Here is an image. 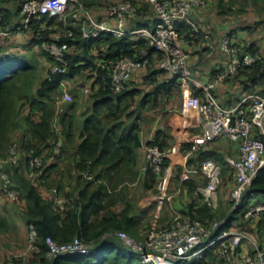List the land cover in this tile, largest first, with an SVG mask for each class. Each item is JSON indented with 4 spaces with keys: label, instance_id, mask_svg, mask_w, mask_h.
Masks as SVG:
<instances>
[{
    "label": "trees",
    "instance_id": "16d2710c",
    "mask_svg": "<svg viewBox=\"0 0 264 264\" xmlns=\"http://www.w3.org/2000/svg\"><path fill=\"white\" fill-rule=\"evenodd\" d=\"M21 1L0 0V27L14 24ZM81 1L88 8L105 7L110 2V0ZM133 1L139 2L138 17L147 13L152 16L150 22L137 21L138 26H150L158 21L156 11L150 8L148 2ZM8 3L11 6H8ZM212 3L211 1L210 5ZM214 3L219 16L243 12L249 5L264 13V0H216ZM41 18L46 20L47 24H56L54 17L43 15ZM191 18L197 24L198 32L183 22L177 23V29L179 34H185L186 38L197 41L204 32L196 20L195 12ZM39 22L38 19L32 20V31L38 29ZM59 25L63 27V24ZM66 28L72 30V36L60 37L61 41L67 43L68 65L64 73L47 72L40 78L37 65L25 56L0 50V150L4 149L8 141L11 144L14 140H18L24 148L35 151L42 146L51 148L55 138L52 123L56 120L63 145L57 161L46 168L45 178L53 174V183L59 192L64 191L66 185L70 186L66 193L62 192L70 201L63 212L55 211L51 197L43 196L30 180H26L22 160L15 164H3L0 166V172L5 171L8 174L10 188L24 200L21 215L26 226L32 224L36 230L37 251L33 253L32 261L47 263L45 258L47 237L57 242L79 237L83 241L95 242L89 253L60 254L53 258L51 264H141L137 254L128 250L117 239L102 235L119 229L130 234L133 232L136 219L128 215L129 204L118 212L110 210V207L124 195L127 182L135 179L137 175L135 167L137 149L140 147L139 120L146 103L155 100L157 94L168 93L179 81L167 77L158 64L161 53L141 38L102 34L97 38L84 39L76 25L67 24L62 31ZM236 29L247 31L246 26ZM52 32L54 31L45 29L43 35L49 38ZM227 35L230 37L229 33ZM8 40L0 41V45ZM32 41L38 43L35 38ZM240 49L255 56V62L243 66L237 74L227 77L224 81L238 82L242 86V95L248 92L264 93V87H259L264 82V54L259 52L260 49L254 42L242 44ZM122 56L147 59L144 64L146 73L143 75V81L153 84L151 91L142 94V90L130 83L127 89L118 93L112 92L108 65ZM78 77H81L78 86L92 79L98 82L99 88L89 95V104L80 113L82 119L78 130L79 140L74 142L77 102L72 100L59 105L56 104V96L60 93L61 81L68 78L75 80ZM212 92L215 95L214 89ZM23 105L26 106L27 114L16 118L18 107ZM12 131L15 133L10 136ZM148 144H157L163 148L157 137ZM201 150L190 155L199 154ZM204 158L206 156H202L198 164L190 168L197 167ZM167 163L168 156H165L162 168ZM145 175L151 180L158 176L151 166L147 167ZM258 191L264 192V166L257 171L246 193ZM235 212L230 213L223 226L230 225ZM189 215L205 223L217 218L214 210L205 204H198L195 214ZM263 221L264 215L261 216L259 225H262ZM176 264H213V253L209 251L204 258L180 260Z\"/></svg>",
    "mask_w": 264,
    "mask_h": 264
},
{
    "label": "built area",
    "instance_id": "2783aa9c",
    "mask_svg": "<svg viewBox=\"0 0 264 264\" xmlns=\"http://www.w3.org/2000/svg\"><path fill=\"white\" fill-rule=\"evenodd\" d=\"M78 0H22L20 2V19L13 25L0 27V38L9 37L38 19V29L34 31V38L41 48L49 54L51 65L50 73H64L67 69V43L60 37L72 36V30L66 28L56 33L54 37L46 38L43 30L48 26L41 17L60 18L77 5ZM206 4L205 0H163L150 1V8L156 11L158 21L150 26H138L137 16L139 2L133 0L114 1L105 6L102 17L96 18L89 9L79 4L70 17V25H76L84 39L97 38L102 34L114 37L130 35L143 39L161 53L159 67L167 77L175 78L180 83L191 84L199 91L197 115L200 130L188 139L189 148L186 155L199 151L204 145L220 137L235 142L237 155H226L225 161L231 170L232 187L229 192V201L232 204L227 216L213 219L205 223L189 216L175 215L171 220L158 228L149 230L142 238H134L124 230L106 232L102 237H114L128 250L137 254L141 264H176L180 260H195L204 258L208 252L213 253V264H264V221L259 225L264 215V200L247 207L241 216L247 224L240 227L223 226L231 212L237 211L243 204V198L257 171L264 166V93L248 92L243 94L235 103L223 105L213 94L212 90L227 77L238 73L239 69L255 62V56L250 53H241L239 46L227 34L218 38L220 50L226 56L225 64L217 75L209 80L201 79L192 73L188 66V53L179 44L177 23L188 24L198 32V26L191 15ZM148 19L151 20L149 17ZM43 22L45 25L39 26ZM66 23V22H65ZM201 45L207 49L214 48L215 41L209 32L200 37ZM146 59H133L122 56L108 65L109 84L112 92L118 93L130 86L132 73L141 68ZM104 66V65H102ZM60 102L71 101V94L62 89ZM85 94L92 92L91 88L82 87ZM55 138L52 147L42 146L37 151L20 145L18 140L12 141L3 158L0 157V166L15 164L22 160L25 165V175L32 180L38 189H45L51 197L52 207L57 212H63L70 198L60 193L53 186L46 187V168L57 161L61 154L63 138L56 120L52 123ZM144 163L141 171L145 172L148 166L158 175L162 172V162L170 149H162L157 144H145ZM221 165L211 158L201 160L197 167L185 168L180 174V180L185 181L191 176L203 178L197 191L203 204L216 209L218 205L217 191L221 183ZM87 175V174H86ZM86 177L89 178L87 175ZM0 191L6 200L15 202L17 193L10 188V179L5 171L0 172ZM264 197V192H255ZM159 201H162L160 195ZM36 230L32 224L27 225L24 250L19 254L7 256L0 264H30L23 263L25 255L37 251L35 241ZM47 251L45 258L51 264L54 257L64 253H89L95 242L83 241L73 237L66 242H57L51 237L45 239ZM34 257V256H33ZM32 264H44L32 261Z\"/></svg>",
    "mask_w": 264,
    "mask_h": 264
},
{
    "label": "crops",
    "instance_id": "0c3cea01",
    "mask_svg": "<svg viewBox=\"0 0 264 264\" xmlns=\"http://www.w3.org/2000/svg\"><path fill=\"white\" fill-rule=\"evenodd\" d=\"M202 10L203 8L199 7L195 11V16L199 24L202 20L201 17L199 18ZM149 17L151 18L152 16L147 13L141 17V20L150 22ZM204 24L206 23L200 25ZM229 25L218 27V37L222 34L229 33L231 40L238 43L240 48L242 44H247L248 40L245 33L247 31L236 29V24L232 22ZM203 29L205 28L203 27L201 30L211 31ZM179 37V44L188 53V66L190 70L201 79L209 80L213 78L214 74L225 64L226 56L219 47L213 51L203 47L200 40L196 41L195 39L186 38L187 36L185 34H179ZM240 50L243 52L242 49ZM145 73V65L132 73V76H135L134 81L138 79L139 85H145L143 89L139 88L140 86L137 87L134 85L142 90V94L153 89V84L143 81V75ZM159 79L161 80L162 76ZM72 84V79H65L60 82L59 89L62 90ZM85 84L90 86L92 93L99 88L98 82H94L92 79L87 80ZM259 87H264V82ZM171 88L168 93L157 94L155 100H150L146 103V108L142 111L141 119L139 120L140 147L137 149V164L135 167L137 175L135 179L127 182L123 191L124 195L110 207V210L118 212L127 203L129 204L128 215L136 219L135 228L131 232L135 237H144L150 225L152 226L150 229L158 228L167 224L175 215L190 216V213L195 214L198 204L203 205L197 188L204 180L199 176L193 175L188 180L181 181L180 174L185 168H190L198 164L202 156L211 157L220 163V159L225 162L226 155H237L235 142L225 137H220L207 143L201 148L202 150L199 154L190 156L185 154L189 137L200 130L197 115L199 91L191 84L180 82H178L177 86H172ZM214 93L221 104L229 105L233 104L242 96L243 90L238 82L223 80L215 87ZM56 103L59 104L61 102ZM79 129L80 125L76 129L74 142L79 140ZM155 137L162 144V149L168 148L170 152L167 155V165L164 166L162 172L156 178L151 180L146 177L145 172L141 171V166L144 163L143 147ZM232 183L229 166L227 165L226 168L222 167L221 183L217 191L218 200L219 198L226 201L229 200ZM69 189L70 186L66 185L62 192ZM160 195L162 197L161 202L159 201ZM8 216V214H3L0 208V220L8 218ZM21 217L22 215L20 213L19 217L11 216L7 221V232L13 231L16 233L17 242L15 245L19 247L13 245L11 248H1L0 263L7 256L20 253L25 246L27 226L23 217ZM1 222L0 227L2 226ZM3 222L5 221L3 220ZM7 237L9 238V236Z\"/></svg>",
    "mask_w": 264,
    "mask_h": 264
},
{
    "label": "rangeland",
    "instance_id": "374dc122",
    "mask_svg": "<svg viewBox=\"0 0 264 264\" xmlns=\"http://www.w3.org/2000/svg\"><path fill=\"white\" fill-rule=\"evenodd\" d=\"M114 1L116 2L119 0H110L109 3L114 2ZM137 1L149 3L152 0H137ZM153 1H159V0H153ZM205 1H206V4L201 7V8H203V10L201 11L202 13L199 15V18L200 17L202 18V20L200 21V24H203V23H206V24L200 25V27H201V29L204 27L205 29H203V30H211L212 31V33H210V34H211L212 40L215 41V45H214V48H212L211 50H213V51L216 50L215 48L218 47L217 40L219 37H221L223 35L222 34L218 37V35H217L218 34V32H217L218 27L230 26L229 24H231V22H232V23L236 24L235 25L236 28H239L241 26H246L247 32H245V33H246L247 40H248L247 44L250 41H253L255 46H257L260 49L259 52L261 54H264V13H261L259 10L256 9V7L249 5V6L245 7L246 9L243 12H240V13L237 12V13H233L230 15L219 16L216 13V8L214 5L215 4L214 2H216V0H205ZM211 1L213 3L210 5ZM77 3L78 4L75 5L72 8V10H69L61 18L59 16L54 17L56 24H48L46 29L54 31L50 34V37H54L56 33H59L62 31V28H64V26L69 24L70 17H71L70 14H72V12L75 8L79 7V4H81L83 6V8L89 9L90 14L96 18L102 17L104 14L105 7L88 8V7H85L83 5V2L81 0H78ZM109 3H107V4H109ZM8 4H9L8 6H11L10 3H8ZM206 5H207V7H206ZM20 16H21L20 13H18V15L14 18V23L20 19ZM44 21H46V20H44ZM59 23L63 24V27L60 26ZM43 25H45V23L41 22L39 26H43ZM203 32H206V31H203ZM5 38L6 39H3V40L9 39L11 42L8 40L7 42L2 43L0 45V50L4 51V53L12 52V53H17L18 55L21 54V55L25 56L28 60L32 61L34 64L37 65L40 78L44 77L47 74V72H49L50 65H51L49 54L46 53L41 48L39 43H34L32 41V39L34 38V31H32L31 24L28 25L26 28H23L18 32H14L11 35H9V37H5ZM3 40L0 39V41H3ZM238 46L240 48V45H238ZM188 64H189V62H188ZM80 79H81V77L76 78L75 80H73V84L71 86L65 87V90L67 92H69L72 96L71 101L75 100L77 102V111H76V118H75L76 119V122H75L76 129L81 124L82 116H80V113L89 104V95L92 93V92H89V93L85 94L81 91L82 87H85V86L88 87L89 85L88 84L86 85L85 84L86 82H85L82 84L80 83L81 86H78L77 83L80 82ZM134 79H135V76L134 77L132 76L131 83H133L135 86H137V87L140 86L139 88H142V89L145 87V85H139L138 84V79H136V81H134ZM59 91H60V93L56 96V102H59V99L61 98V95L63 93V90H59ZM64 103H66V102H64ZM64 103L61 102V103H59V105H62ZM17 112L18 113H17L16 118H19V117L26 115L27 114L26 106L23 105V107L22 106L18 107ZM13 133H15V131H12L10 133V136H13ZM9 140H10V138H9ZM9 143H10V141H8V143H6L4 149L0 150V152L2 153L0 155L1 158L4 157L5 152L7 151L8 147H9L8 145H10ZM226 164H227L226 161L224 162V160L220 159L221 169H222V167L226 168L227 167ZM24 175H25V173H24ZM25 178H26V180H30L32 182V180L27 178L26 175H25ZM53 182H54L53 174L47 175L46 187L48 189L50 187L55 186ZM0 188H1V181H0ZM38 191L41 194H48L45 189L38 188ZM60 193H62V192H60ZM18 198H19V195H18ZM262 200H264V197H262L261 195L255 193V192H247L246 197L244 198L243 205L239 206V208L237 209V211L233 215V219H232L229 227H235L236 228V227L246 225L247 221H245L242 218V216H241L242 212L245 209H247V207L252 206L256 202L262 201ZM23 204H24V200L22 198H19L15 202L9 203V201L5 199V197L2 195V193L0 191V208H1V211L3 214L9 215L8 218H4V219L0 220V222L2 221L1 222L2 226L0 227V249L1 248L5 249V248H9V247L11 248L13 245L16 244L17 235L13 231L7 232V221L10 219L11 216H15V217L20 216L21 208H22ZM231 206H232V204L230 203L229 200L226 201V200H222L219 198L218 205H217L216 209H214V212L217 214L216 219L227 216V213L230 211ZM3 220L5 222H3ZM151 227L152 226L150 225V228ZM150 228H148L146 234H148L149 230H151ZM6 234H8V235H6ZM128 234H130V233H128ZM130 235L134 238H137V239L141 238V237H135L133 234H130ZM7 236H9V238ZM7 239H8V242H7ZM15 246L19 247L18 245H15ZM23 250H24V248H22L21 252ZM32 258H33V252H30V254L27 253L25 255V259H24L23 263L29 262L30 264H32V262H31Z\"/></svg>",
    "mask_w": 264,
    "mask_h": 264
}]
</instances>
